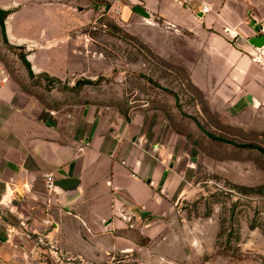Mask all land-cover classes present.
I'll list each match as a JSON object with an SVG mask.
<instances>
[{
    "label": "rangeland",
    "instance_id": "1",
    "mask_svg": "<svg viewBox=\"0 0 264 264\" xmlns=\"http://www.w3.org/2000/svg\"><path fill=\"white\" fill-rule=\"evenodd\" d=\"M0 8L9 11L6 37L0 23V69L9 83L61 112L86 104L137 116L154 149L172 152L176 167L171 193L158 189L171 211L143 220L144 248L106 253L98 263L61 253L30 257L264 264V132L232 123L202 85L210 65L204 43L125 0H0Z\"/></svg>",
    "mask_w": 264,
    "mask_h": 264
},
{
    "label": "crops",
    "instance_id": "2",
    "mask_svg": "<svg viewBox=\"0 0 264 264\" xmlns=\"http://www.w3.org/2000/svg\"><path fill=\"white\" fill-rule=\"evenodd\" d=\"M125 1L204 43L210 65L202 85L232 123L264 132V46L260 57L255 46L235 43L261 33L264 0H212L217 10L209 13L200 2ZM5 73L0 69V264H55L30 251L98 263L106 253L144 248L143 220L172 208L158 190L171 193L172 152L155 150L135 115L86 104L61 112L9 83ZM61 180L75 183L61 186Z\"/></svg>",
    "mask_w": 264,
    "mask_h": 264
},
{
    "label": "water",
    "instance_id": "3",
    "mask_svg": "<svg viewBox=\"0 0 264 264\" xmlns=\"http://www.w3.org/2000/svg\"><path fill=\"white\" fill-rule=\"evenodd\" d=\"M136 10L141 13L142 15L146 17H151L152 14L147 10L143 5H136ZM238 46L244 47L245 44H249L251 46L255 47H263L264 46V32L255 34L253 36H250L248 38H245L244 36L240 35L237 37L236 42ZM72 183H75L74 180H61L58 182L61 186H68Z\"/></svg>",
    "mask_w": 264,
    "mask_h": 264
},
{
    "label": "built area",
    "instance_id": "4",
    "mask_svg": "<svg viewBox=\"0 0 264 264\" xmlns=\"http://www.w3.org/2000/svg\"><path fill=\"white\" fill-rule=\"evenodd\" d=\"M184 2L191 6L193 5L194 3L196 2H200V10L203 12V13H209V12H214L217 10V5L215 3V1H212V0H184ZM260 32L263 33L264 32V25L261 26L260 28ZM258 50H257V54L255 56H260L262 57V54L261 55H258L259 54V47H256ZM264 55V54H263ZM53 186H55L54 184V179L53 178H50L49 179V187L52 188ZM135 215V214H134ZM136 218H139L137 215H135ZM133 219V216L132 215H129L128 216V220H132ZM131 226L134 225L133 222L130 223ZM2 237L0 235V249L2 247Z\"/></svg>",
    "mask_w": 264,
    "mask_h": 264
},
{
    "label": "trees",
    "instance_id": "5",
    "mask_svg": "<svg viewBox=\"0 0 264 264\" xmlns=\"http://www.w3.org/2000/svg\"><path fill=\"white\" fill-rule=\"evenodd\" d=\"M8 13H9L8 10H5V9L0 8V23H1V25H2V28L4 29L3 31H4V36H5V37H6V31H5V17H6V15H7ZM22 58H23V60L25 61V63L27 64V66H30L29 68H31V64H30L29 60H28L25 56H22ZM30 71H31V70H30ZM81 83H83L81 79H78L77 82H76L77 85H80Z\"/></svg>",
    "mask_w": 264,
    "mask_h": 264
}]
</instances>
